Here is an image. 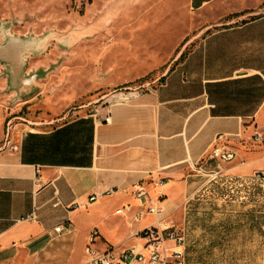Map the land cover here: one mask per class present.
Returning <instances> with one entry per match:
<instances>
[{
	"label": "crops",
	"instance_id": "obj_1",
	"mask_svg": "<svg viewBox=\"0 0 264 264\" xmlns=\"http://www.w3.org/2000/svg\"><path fill=\"white\" fill-rule=\"evenodd\" d=\"M187 3L190 29L138 63L140 75L152 74L142 81L155 75L149 88L113 86L66 119L70 109L38 127L15 125L18 149L0 152V264H81L93 230L98 250L139 245L135 234L155 222L134 219L149 206L134 195L140 187L182 229L184 264H264V203L251 199L249 224L226 226L209 220L222 205L206 197L218 182L252 195L264 188L261 149L249 143L261 141L264 118V0ZM8 44L0 59L19 78L20 44ZM214 145L234 156L218 159Z\"/></svg>",
	"mask_w": 264,
	"mask_h": 264
},
{
	"label": "rangeland",
	"instance_id": "obj_2",
	"mask_svg": "<svg viewBox=\"0 0 264 264\" xmlns=\"http://www.w3.org/2000/svg\"><path fill=\"white\" fill-rule=\"evenodd\" d=\"M192 20L187 0H0V46L5 54L8 41H18L14 53L19 49L24 60L17 78L10 64L0 59V141L5 139L8 119L13 131L20 124L38 127L18 117L37 122L61 117L115 86L150 82L155 75L142 81L152 74L140 75L138 63L146 61L148 54H161L160 46L181 38ZM29 38L38 43L34 50L21 46ZM21 78L28 82L22 83ZM256 125L261 141L251 139L249 143L261 149L264 160V118ZM215 185L206 193L209 201L222 205L211 206L215 209L209 213L213 223L249 224L242 212L250 209L251 199L264 203L262 187L255 186L252 195L250 187ZM119 217L110 215L107 222L116 224ZM98 243L105 244L100 239ZM222 263L238 264L234 257Z\"/></svg>",
	"mask_w": 264,
	"mask_h": 264
},
{
	"label": "built area",
	"instance_id": "obj_3",
	"mask_svg": "<svg viewBox=\"0 0 264 264\" xmlns=\"http://www.w3.org/2000/svg\"><path fill=\"white\" fill-rule=\"evenodd\" d=\"M73 111H69L70 114ZM69 112L63 119H66L70 115ZM109 119V115L104 117L105 122H108ZM7 122L5 139L3 144L0 145V152L4 150L14 152L18 149L13 138L15 130L13 131V127L10 126L11 120L8 119ZM9 126L11 128L10 135ZM259 137L258 134L255 135V139H259ZM211 155L220 160H229L234 156V153L214 145L211 150ZM258 177L262 186H264V171H261ZM134 195L136 197L147 196L149 203L145 211L139 215H135L134 219L137 221L146 215H152L155 218L154 224L139 230L135 234L140 244L130 247L109 246L103 250H98L94 246L98 233L96 230H93L84 247L87 258L81 264H184L185 261L182 251L184 236L182 229L165 218L160 201L158 199L153 200L144 189L141 187L137 188ZM95 197L96 195H91L89 200L91 201ZM56 204H58V201H55L54 205ZM33 217V215H29L30 219ZM60 229L61 225L54 227V230L57 232Z\"/></svg>",
	"mask_w": 264,
	"mask_h": 264
},
{
	"label": "water",
	"instance_id": "obj_4",
	"mask_svg": "<svg viewBox=\"0 0 264 264\" xmlns=\"http://www.w3.org/2000/svg\"><path fill=\"white\" fill-rule=\"evenodd\" d=\"M155 82V81H154ZM150 83H144V84H141V86H137V87H130V86H127L125 88L127 89H137V88H142V87H146L148 86ZM104 97H106V94L102 95L100 98H97V99H94L91 103H89L88 105H92V104H95V103H98L100 100L104 99ZM19 119H21L22 121H25L26 123H28L29 125H41L43 124L42 122H37V121H31V120H28L26 118H23V117H18ZM64 117H62L63 119ZM9 122V121H8ZM7 122V124H8Z\"/></svg>",
	"mask_w": 264,
	"mask_h": 264
}]
</instances>
